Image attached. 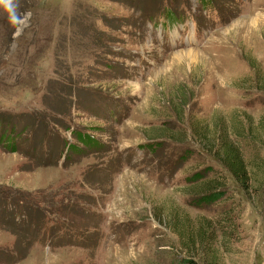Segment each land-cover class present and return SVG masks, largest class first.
Returning <instances> with one entry per match:
<instances>
[{
    "label": "rangeland",
    "instance_id": "obj_1",
    "mask_svg": "<svg viewBox=\"0 0 264 264\" xmlns=\"http://www.w3.org/2000/svg\"><path fill=\"white\" fill-rule=\"evenodd\" d=\"M16 2L15 26L0 7V264H264V178L240 186L191 129L264 113V0ZM231 136L260 166L264 145ZM209 166L225 192L199 202Z\"/></svg>",
    "mask_w": 264,
    "mask_h": 264
},
{
    "label": "trees",
    "instance_id": "obj_2",
    "mask_svg": "<svg viewBox=\"0 0 264 264\" xmlns=\"http://www.w3.org/2000/svg\"><path fill=\"white\" fill-rule=\"evenodd\" d=\"M240 127L241 128H235L234 130L229 128L226 122L221 120L215 125L216 130L213 133H208L207 124H202L199 126V123H197L195 120H191L192 132L194 135L196 134L199 137L198 141L201 143V145L206 150L211 152L215 157H217L218 161L223 164V166L230 170L234 179L240 186L243 188H248L255 180L264 178V159L260 157V166L255 168L252 165L250 166L247 160L248 157L247 159L244 158V155L240 150V144L237 142L236 137L233 138L231 134L233 133L236 136H241V134H243V136L245 135L248 137L250 141L253 140V149L256 147V143L264 145V113L258 118L256 126L255 123L253 125L252 122H250L247 124V126L241 125ZM258 128L261 129L260 135L256 134V129ZM207 134L210 136L209 138L207 137ZM83 135L84 139L87 141L88 137L86 138L85 134ZM254 141L256 142L255 144ZM254 157H259V155L255 153ZM209 170H212L211 166L204 169V171L197 170L190 176V181H194L197 184L203 183V186L201 187L202 192H200L201 195L198 197V199H196L199 202L213 201L222 196L225 192V189H221L220 187L226 185V180H224L223 176H219V174L217 176L206 175L205 171ZM205 184L207 185L204 187ZM180 264L199 263L193 257H184L181 259Z\"/></svg>",
    "mask_w": 264,
    "mask_h": 264
},
{
    "label": "clouds",
    "instance_id": "obj_3",
    "mask_svg": "<svg viewBox=\"0 0 264 264\" xmlns=\"http://www.w3.org/2000/svg\"><path fill=\"white\" fill-rule=\"evenodd\" d=\"M0 7L8 13L9 22L12 25H18L23 23V18L17 13V8L19 7L16 0H0ZM29 14H25L27 16Z\"/></svg>",
    "mask_w": 264,
    "mask_h": 264
}]
</instances>
